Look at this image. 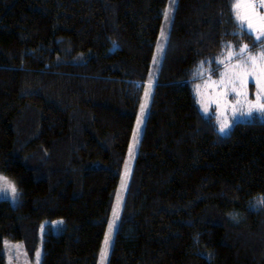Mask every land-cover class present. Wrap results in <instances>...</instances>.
<instances>
[{"label":"trees","instance_id":"trees-1","mask_svg":"<svg viewBox=\"0 0 264 264\" xmlns=\"http://www.w3.org/2000/svg\"><path fill=\"white\" fill-rule=\"evenodd\" d=\"M166 3L0 0V264L55 219L40 264H97ZM231 3L175 6L105 264H264V115L221 135L188 83L252 41Z\"/></svg>","mask_w":264,"mask_h":264},{"label":"rangeland","instance_id":"rangeland-1","mask_svg":"<svg viewBox=\"0 0 264 264\" xmlns=\"http://www.w3.org/2000/svg\"><path fill=\"white\" fill-rule=\"evenodd\" d=\"M168 6H169V0H167V3L162 13H164L165 9ZM256 11L264 15V8L257 7ZM161 25L162 26H160V29H159V34L156 40L155 50L153 54V58L156 57L159 63L154 64L153 59H152L151 65H150L151 71H149L150 72L149 79H150V74L152 78L156 74V72L159 71L158 67L162 60L163 51L165 49L164 46H165V43H166V40L169 34L170 26H171V22L166 25V21L164 19L163 14H162ZM165 27H166V39L161 37V29ZM244 44H247L249 46V53L251 54H256L260 51L259 45H257L258 42L255 41L254 37H252V41L250 42L244 41L238 44L237 47L232 46V49H231L232 52L238 53L239 46L244 45ZM254 45H257V47L256 46L254 47ZM227 54H228V48L217 56V61L223 60L224 61L223 64L216 62L215 69H210L211 67H207V68L200 67L198 69H195L192 76L188 79V83H190L189 87L196 101L199 112L204 117L215 118L214 120H215L218 130H219L220 121L227 120L232 127L235 122L243 121L250 117L249 115H247L249 107L252 104H255L258 99L260 103H264V97H258L256 95L257 89H256L255 84L253 83V77L249 76L246 82L237 81L235 84L229 83V78L233 77L239 71L237 69L232 68V65L239 63V59L234 55L232 59L229 60ZM148 85H144V89H143L144 93L141 97L140 104L138 107V113H137L138 115L140 114V105L144 102L145 91L148 90ZM152 87H151V93H152ZM233 87L236 88L237 92L242 93V95L237 96L232 91ZM237 101H239V103H237ZM149 105L150 104L148 100L145 119H146V116H148L147 112H148ZM204 109H207V112H205ZM253 114L261 115L260 113H257L255 111H253ZM137 117L134 123L135 127H133L132 134H131L132 138H130L129 145L127 148L125 161L123 162V165L121 168L122 172H120L119 181H118L119 183L117 185L114 199H113V204H112L113 206L111 207L108 221L106 224V228L103 234L101 246L97 254V261H98L97 264H105L107 262L106 259L109 254V251L111 250V247L107 251L106 257L102 258L101 256L102 249L104 248L105 235L108 233L109 224H112L113 225V230H112V235H111V246H112V241L114 240L113 239L114 234L118 228L120 218L122 217L121 212H122V209L125 203V198L127 195L128 187H129V184H131L130 181H131V176L133 172V163L135 161L134 159H135V155L137 153L138 144H139V143L135 144L133 140V133L136 130V125H137ZM144 123H145V120H144ZM143 127H145L144 124L142 125V130H143ZM141 133L139 135V140L141 137ZM227 133L228 131L224 134H221V133L220 134L225 135ZM133 145H134L133 153L130 155V147H133ZM126 165L128 169V175L126 179V187L122 189L121 180H122V177L125 176ZM9 185L13 186L11 181L7 179V177L0 175V199L6 198L10 200L12 205H15L16 202L18 201V191L15 188L16 193L14 194L11 191V187H9ZM118 196H119V203L117 202ZM42 224L43 225H41V229L39 233L40 236H39V241L37 245L38 248L36 249L34 258L30 259V257L27 256L23 248L24 247L23 243L21 241H12L9 239H3V242H2V245H3L2 255L4 257L3 264H37L36 253L40 252L42 254V240L44 237L43 236L44 232L49 230L52 233L56 234L60 231L61 227L63 226L61 219H55V221L54 220L45 221Z\"/></svg>","mask_w":264,"mask_h":264},{"label":"snow or ice","instance_id":"snow-or-ice-1","mask_svg":"<svg viewBox=\"0 0 264 264\" xmlns=\"http://www.w3.org/2000/svg\"><path fill=\"white\" fill-rule=\"evenodd\" d=\"M178 0H169V6L165 9L163 15L166 21V25L171 22L172 13L175 10V6ZM264 8V0H232L231 9L235 16V19L241 25V28L246 30L248 34L254 37L255 41L258 42L260 51L256 54L249 53V46L247 44L239 46V52H232V45H227L228 48V59H232L235 55L239 59V63L232 65L233 69L239 70L233 77L229 78V83L235 84L237 81L246 82L249 76L253 77V83L256 86L258 97H264V15L258 13L256 8ZM243 10V11H242ZM161 37L166 39V27L161 29ZM255 47V45H254ZM153 63L158 64L159 61L156 57L153 58ZM201 62V67L203 65ZM217 63L223 64V60L217 61ZM199 71V70H198ZM242 74V75H241ZM223 75V74H222ZM223 83V81H222ZM151 74L150 81L148 85V90L145 91L144 102L140 105V114L137 117L136 130L133 133V140L135 144L139 143V135L142 131V125L144 124L146 108L148 100L151 96ZM232 91L240 96L242 93L237 92L236 88L233 87ZM239 103V101H237ZM207 112V109H204ZM235 111V109H234ZM253 111L264 115V103H260L259 99L255 104L249 107L247 115L251 116ZM231 125L227 120H222L219 122V132L221 134L226 133L230 130ZM133 147H130V155L133 153ZM128 175V169L126 165L125 176L121 180V188L126 187V179ZM11 191L15 194L16 189L14 186L9 185ZM119 203V196L117 198ZM261 205H264V199L259 201ZM113 225L109 224L108 233L105 235L104 248L102 249V258L106 257L107 251L111 247V235H112ZM41 253L37 252V264H40Z\"/></svg>","mask_w":264,"mask_h":264},{"label":"crops","instance_id":"crops-1","mask_svg":"<svg viewBox=\"0 0 264 264\" xmlns=\"http://www.w3.org/2000/svg\"><path fill=\"white\" fill-rule=\"evenodd\" d=\"M233 47H234V46H233ZM220 54H221V53H220ZM252 115H253V114H252ZM252 115H251V116H252ZM251 116H250V117H251ZM250 117H249V118H250ZM247 119H248V118H247ZM247 119H246V120H247ZM246 120H243V121H246ZM238 122H241V121H238ZM235 123H236V122H235Z\"/></svg>","mask_w":264,"mask_h":264}]
</instances>
